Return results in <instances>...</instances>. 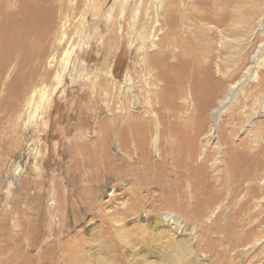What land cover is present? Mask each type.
<instances>
[{
	"label": "rangeland",
	"instance_id": "obj_1",
	"mask_svg": "<svg viewBox=\"0 0 264 264\" xmlns=\"http://www.w3.org/2000/svg\"><path fill=\"white\" fill-rule=\"evenodd\" d=\"M32 1H44V5H33L36 8L19 15L18 19L26 18L30 27L18 29L22 36L12 40L14 47L11 49L6 39L0 41V53L9 54L6 67L0 66V208H11L9 216L18 217L24 228H30L25 233L20 226L15 230L26 242L15 255V259L22 256V261L12 264H134L129 248L120 247L124 236L138 243L144 239L147 248L156 245L151 247L154 253L147 256L149 264H264V0H226V9L234 12L219 25L200 15L206 13L208 2L190 0V10L195 7L201 16L193 15L192 23L209 29L207 33L212 35L208 46L211 72L203 81L206 88L195 83L194 95L188 100L182 96L171 102L170 96L164 102L173 107L178 122L189 121L192 129H199L201 142L195 155L200 160L206 153L207 158L205 165L192 173L204 190L196 209L175 201L160 207L156 202L147 208H158L163 215L177 218L172 227L180 241L170 242L171 235H155L145 227L146 212L134 198L137 194L160 197L157 186L139 188V167L157 172L170 187L176 172L170 164V143L158 132L157 118L153 131L144 130V116H152L145 112L146 102L137 110V104L128 105L127 97L123 105L122 91L128 70L134 84L143 86L142 74L135 75L139 66L136 55L140 57L142 50L151 55L156 45L168 48L163 40L170 37L161 33L175 0ZM2 5L0 20L8 12ZM2 24L13 30L6 21ZM199 34L195 33L197 38ZM162 53L150 58L158 59ZM176 59L180 60L171 57V61ZM3 62L0 57V65ZM98 74L105 77L107 92L99 99L91 92L95 87L92 79L98 80ZM183 100L189 101V109L183 107ZM110 104L112 117L107 115ZM132 109L140 112L131 113ZM118 110L127 111L126 115ZM92 114L98 128L89 116ZM134 121L144 122L142 131ZM131 131L139 132L134 140L130 139ZM87 137L92 141H86L85 148L82 145ZM135 143L141 149L139 160ZM254 152L263 160L246 168L250 175L237 185L242 193L237 191L229 197L227 182L225 192H218V184L228 176L223 173L221 179L217 173L225 165L227 172L241 169L239 155L244 153L243 159L252 161ZM91 169L95 170L92 174ZM103 170L111 177L93 200L97 197L94 203L101 204L108 213L105 216L96 207L95 213H90V199L82 195V186L93 188L98 172ZM119 171L124 175L114 179L113 174ZM18 203L16 212L13 208ZM123 203L137 213L131 215L121 209L114 213ZM2 214L0 211V219ZM118 215L121 221H110ZM115 224H123L124 229L116 230ZM0 245L6 246L7 252L15 249L14 243ZM2 252L0 248V255Z\"/></svg>",
	"mask_w": 264,
	"mask_h": 264
},
{
	"label": "bare ground",
	"instance_id": "obj_2",
	"mask_svg": "<svg viewBox=\"0 0 264 264\" xmlns=\"http://www.w3.org/2000/svg\"><path fill=\"white\" fill-rule=\"evenodd\" d=\"M203 2H205L206 4L208 2L210 6L205 11L206 12L205 14H200V15H202V16L204 15L203 18L208 17V18L212 19L213 22L215 24H218V25L220 23H223L224 20L227 18V16H229L231 13L234 12L232 9H226V6H225L226 0H223V1L222 0H217V1L215 0L213 2L211 0H202V3ZM2 3H3L2 6L5 7L6 9H8V12L4 16V18H2L0 20V41L1 40L3 41L4 39H6L8 42V45L10 44V48L12 49V47H14V45H15V43H13L12 40L22 36V35H20L21 32H19L18 29H22V28L24 29V27H26V28L30 27L26 18L22 19V20L18 19L19 15H22L23 12L26 10L33 9L34 7L36 8V6H40V5L43 6L44 1L39 4L38 1H32V3H31L30 0H0V6ZM33 5H36V6H33ZM192 6H193V3L190 0H175L173 3H171V5L168 8L169 18L168 19L165 18L164 19L165 22L163 20V23H165L164 24L165 28H163L164 31H162V33H161V35H163L164 37H166V36L170 37L169 40H167V39L163 40L164 44L166 43V46L168 48L163 50L161 48L159 49V47L156 45V48L154 49L155 52L153 54L151 53V55H158V53L159 52L161 53L162 51H163V53H162V55L159 56L158 59H155L153 61L151 59L153 56H151L149 54V52L143 53V50H142L140 52L141 53L140 57H139V55H136V57L138 59L139 66H137V68H136L137 71H136L135 75L140 77L142 74V76H143L142 84H143L144 88H143V86L139 87L137 84H134L135 81L133 80V77L130 73V70H128V72L125 74V83L126 84H124V85H126V87L124 86L125 88H123V91H122L123 92L122 94L124 95L123 105H125L124 103L126 102L127 97H129V100H130L128 102V105L130 104V102L133 104V106H135L137 104V107H138L137 110H140L141 105L143 106V103L146 102L145 112L147 111L149 113H152V116H150V117L144 116L145 117V123H146V127L144 128V130L147 128L146 129L147 132H150L151 130L153 131L154 126L152 127V125H154L155 119L157 118L158 122L157 121L156 122L158 123V126H160V129H159L160 131L157 129L158 132H160L161 134L163 133L165 135L166 141L170 143L169 144L170 146L168 148V154H169V156H171L170 164L172 166H174V169L176 171L175 173L172 174L173 177L170 180L171 185H168V186H170V187H168L170 190L167 188V184L165 183V181H162L161 179L158 178L157 172H146V168L139 167V169L137 168V170H136V173H138V175H137L138 176L137 177L138 184L137 185H139V188L142 187L143 185L157 186L160 189V191L158 192V196H160V197H157V196L154 197L152 195H150V196L147 195L148 197H141L138 194L134 197L138 201L137 206H138V204L141 205L142 210H145V212H146L145 213L146 218L144 220L147 222V225L145 224L146 225L145 227L149 228V231L153 232L155 235H156V233L157 234H166V235L169 234V235H171L172 238H170L171 240L167 239L168 242H170L174 239L176 241H180V240H178L179 239L178 236L175 234L176 231H174V228L172 227V221L175 222V220H177V218L174 215L168 216L167 213L165 214L166 216L163 215L158 210V208L157 209L152 208V209L147 210L149 205H152V204L157 202L155 204L156 207L162 206L161 204H163V203H165L164 205L167 206L171 202L173 203L175 201V202H177V204L184 205L188 208H195L196 209V207L203 200L202 195L204 193L203 188L197 183V181L194 179V175L192 174V173H194V170L201 168L202 165H205V162H206L205 160L207 158L206 153H203V156L201 157L200 160H197L196 155H195V153H196L195 151L198 149L197 147H199L200 142H201V140L198 138V134H199L198 132H200V131L198 128L192 129L190 127L189 121H186L184 124L178 122L176 120L177 113L175 112L173 107L165 106V105H169V104H167V103L165 104V102H164L165 99L167 97H170V96H171L170 97L171 102L175 101L177 98H182V96H183V99L188 100L189 95H194V85L197 82L201 83V88L202 87L206 88V86H207L206 83L203 81H204V79L206 80V78L209 77V73L211 72L212 61L210 58L211 53L208 50L209 49L208 46L211 45V40H212L211 36L212 35L210 33H207V32H209V29L205 30L203 28H198L195 24H193L194 22L192 23L193 15H196L197 18L201 17V16H199V14H196L195 7L192 10H190L192 8ZM223 13H225V15ZM4 21L9 23L11 26H13V30L9 29L7 24L6 25L2 24ZM4 27H6V29H3ZM14 27L16 29H14ZM198 32H200V34L197 38L195 33L197 34ZM113 35L114 34H112V37H113ZM110 43H113V42L108 41V44H110ZM170 46L173 48H170ZM163 48H164V46H163ZM140 50H141V48H140ZM150 56H151V58H150ZM0 57H1V60L4 61L0 66L2 68L6 67L5 62L8 61L9 54L7 56V55H4L3 53H0ZM171 57L179 58L180 60L176 59V61H171ZM108 75H110V74L108 73ZM98 77H99L98 80L92 79V82L94 83L95 87H93V89L91 91L92 95H94L97 99H99V97H101V96H105L103 94H105V92H106V89H105L106 86H105V83L103 82V81H105V77H103V75H101V74H98ZM43 78L41 79V81L43 80ZM29 80H32V79H29ZM101 83H103V84H101ZM28 91L29 90H26L25 93H27ZM135 91H137V92H135ZM39 95H40L39 96L40 99H42L41 94H39ZM187 100H183L181 102V104L183 105V107H185V108L188 107V109H189V101H187ZM147 103H148V105H147ZM38 106H39V104H38ZM146 106H147V108H146ZM164 107H167V109H165ZM112 108H113V106H112V104H110L109 105V112L107 114L110 117L114 116V114H113L114 110ZM132 110L133 111H131V113H133V112L139 113L140 112V111H135L134 109H132ZM117 112L119 114L126 115L127 111H124V110L119 111L118 110ZM34 113H35V111H34ZM160 113L161 114L163 113L164 116L163 115L159 116L158 114H160ZM196 113L197 112H195V114ZM15 114H16V111H15ZM89 116L92 120H94L93 123H95V128H98V123H97V121L95 122L96 118H94L93 114L89 115ZM131 116H133V114H131ZM216 118H217V116H215V119ZM114 119H116V118H114ZM124 119H126V118H124ZM134 122H133V124L135 126H137L136 128H140L142 131V127H144L143 126L144 122H142V121L140 123H137V122L134 123ZM149 122H152L153 124H151ZM90 123H91V121H90ZM127 125H126V127H127ZM158 126H156V127L158 128ZM164 129L166 131L162 132V130H164ZM92 133H93L92 136H96V132H92ZM138 133L131 131L130 139L137 137ZM91 137L86 138L82 147H85V144H87L86 141H89V143H90V141H92ZM143 139H147V138L144 137ZM143 139H142V141H143ZM118 140H119V138H118ZM89 143H88V145H89ZM134 145L135 146H133V148H134V150H136L137 160H139V158L141 156V149L139 150V148L136 147V143ZM138 151H139V153H138ZM85 153H84V155L89 154L87 152H85ZM164 155H162V156H164ZM166 155H167V153H166ZM84 157L85 156H83L81 158H84ZM244 157H245L244 153H241L239 155V158L241 159L240 163L242 164V168L236 169L232 172L230 170H229L230 172H227V167L225 165L227 163V161H224L225 168H224V170L222 168V171L218 172L217 175H219L221 178V176L224 173L228 177L225 178L224 180L222 179L223 177L221 178L222 180L218 184L219 185V189H217L218 192H225V187H226L225 185L227 182V185L229 187V197H231V195L235 194L237 191H238V193H240L241 191H240V189L238 190L239 187L237 186L238 183L241 184V180L245 179V177L250 175V172L248 170H246V168L254 166V165H256V163L258 161L263 160V156L260 155L258 152L257 153L254 152L252 161H250V159L249 160L243 159ZM122 162H124V161H122ZM93 170L91 169V171L89 173L92 174L95 171V170L94 171ZM130 171L132 172V170H130ZM158 172H160V171H158ZM237 172L240 173L239 177L236 176ZM124 173H125L124 171H119V172L114 173L113 174L114 179L121 177L122 175H124ZM231 173H233V174H231ZM98 174L99 175L97 177V181L101 182L100 185H97L98 182H96L95 184H93L94 185V186H92L93 188H91L90 184H89L90 187L87 184H84L82 186L83 192L82 191H80V192H82V195L86 196L88 200L90 199L88 202V204H90L88 207V209L90 210V213H95V211H93V209L96 207V208H98L96 211L100 215L105 216L108 213H106L105 211L103 212V207H101L100 203L95 205V203L97 201L96 200L97 197L95 198V200H93V198L95 197L96 193L101 192L103 190V188H105V185L107 184L106 178H109L111 176L108 173H106L105 170L99 171ZM165 180H167V179H165ZM100 186H102V187H100ZM134 187H136V186H134ZM85 190H87V192ZM242 190H244V189H242ZM91 195H92V198H90ZM134 195L135 194H133L132 196H134ZM97 196H98V194H97ZM150 197H151L150 201L145 203L144 200L149 199ZM157 198H159V199H157ZM94 201H95V203H94ZM15 202H16V200H15ZM125 202H127V201H125ZM17 206L18 207L15 206V208H13L14 211H16V212L18 211L17 208L20 207V204ZM225 206H226V204H225ZM248 206H249V204H248ZM6 209L8 210V212ZM117 210H120L122 212L125 211V213H130V214L131 213H134V214L137 213V211H135V209L133 207L130 210L127 209V205L125 203H123L120 206V208H116L114 210V213L117 212ZM0 211H3V214H2L3 216L0 219V243L3 242L6 244H11V245H13V243L15 244V249H12L11 252L5 251V247H6L5 245H4L5 247L0 245V248L3 249L2 253L4 254V255H0V262L2 259H4L3 260L4 264H12L13 262L22 261V256L19 257L18 259H15V255L19 254V252H17V251H22L21 245H23V241L26 242V238L21 236V234L17 233L15 230L17 228H19V226H20V228H22V227L24 228V226H22L20 219L18 217L13 218V217L9 216V213L12 211L11 208H9V209L8 208H0ZM22 211H21V215L23 217H25V214ZM101 211H102V213H101ZM199 213H200V211H198L196 214H199ZM126 216L127 215H125V217ZM116 217L117 218H115V217L110 218L111 219L110 221H116L117 220L119 222L123 219L119 215ZM171 219H173V220H171ZM114 226L116 227L115 228L116 230L118 229V231H122L124 229L123 224H115ZM28 230H27V228H24V233L30 232V228H28ZM130 230H132V228L124 230V231L126 232V231H130ZM195 230H197V229H195ZM144 233H145V231L142 230V228H141V234L144 235ZM147 233H149V232H147ZM188 237H190V236H188ZM129 238L127 236H124L123 238H121L119 241H120V243H123L124 245L119 244L120 247L124 248V250L129 248L128 249V250H130L129 254L132 256V258L135 257L134 258L135 260H132L134 262V264H149L150 261H149L147 256L148 255L151 256L152 255L151 253H154L153 249L151 247L155 248L156 245L155 246L152 245L151 247L147 248L146 241H144V242L142 241L144 239H142L141 242L138 243L137 240H135L133 242ZM92 241H93V239H92ZM195 241H197V240H195ZM111 245H113V244H111ZM159 248H160V246H157V250ZM76 254H79V252ZM133 255H134V257H133ZM103 258H105V260H107V257H103ZM70 262H72V260ZM106 263H109V262H106ZM70 264H72V263H70ZM74 264H76V263H74ZM79 264H81L80 261H79Z\"/></svg>",
	"mask_w": 264,
	"mask_h": 264
}]
</instances>
